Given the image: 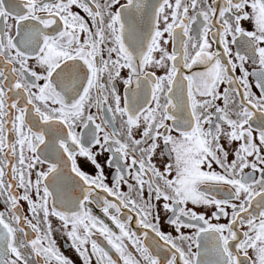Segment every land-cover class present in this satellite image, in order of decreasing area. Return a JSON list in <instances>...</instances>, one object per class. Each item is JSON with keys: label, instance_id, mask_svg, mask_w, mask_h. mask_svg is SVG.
I'll return each mask as SVG.
<instances>
[{"label": "snow or ice", "instance_id": "obj_1", "mask_svg": "<svg viewBox=\"0 0 264 264\" xmlns=\"http://www.w3.org/2000/svg\"><path fill=\"white\" fill-rule=\"evenodd\" d=\"M0 264H264V0H0Z\"/></svg>", "mask_w": 264, "mask_h": 264}]
</instances>
